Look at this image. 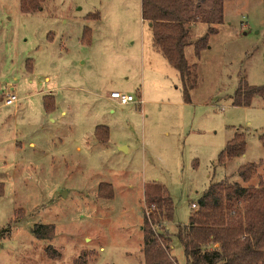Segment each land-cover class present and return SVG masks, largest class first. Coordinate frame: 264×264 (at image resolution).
Segmentation results:
<instances>
[{
  "label": "rangeland",
  "instance_id": "rangeland-1",
  "mask_svg": "<svg viewBox=\"0 0 264 264\" xmlns=\"http://www.w3.org/2000/svg\"><path fill=\"white\" fill-rule=\"evenodd\" d=\"M39 4L23 12L19 0H0V264H73L82 253L86 264H144L145 190L155 183L174 218L151 226L171 234L170 254L185 264L176 224L208 185L264 178V100L232 104L241 81L264 85V0H223L222 23L191 25L192 41L206 45L185 49L196 64L185 82L152 49L141 0ZM11 87L18 101L7 106ZM112 91L139 103L121 105ZM97 125L108 127L106 142ZM235 132L244 153L219 164ZM260 160L243 182L237 167ZM106 183L111 199L98 194ZM40 224L54 226L52 239L34 237Z\"/></svg>",
  "mask_w": 264,
  "mask_h": 264
},
{
  "label": "trees",
  "instance_id": "trees-1",
  "mask_svg": "<svg viewBox=\"0 0 264 264\" xmlns=\"http://www.w3.org/2000/svg\"><path fill=\"white\" fill-rule=\"evenodd\" d=\"M42 1L19 0V7L23 12L35 11ZM141 18L149 23L152 48L177 70L185 82L196 67L195 63H188L185 49L192 45L198 55L206 45L203 37L192 41L191 23L201 22L212 29L213 24L222 23L223 0H141ZM85 30L90 31L88 27ZM255 96L264 100V85H249L241 81L232 96V104L248 106ZM43 97L44 108L51 111L54 108L53 97ZM94 136L106 142L108 127L96 126ZM245 142L244 133L235 132L219 152L217 162L224 163L242 155ZM261 162H246L237 167L236 173L243 182H248ZM148 189L145 190V203L150 210L141 226L143 262L177 264L170 254L171 234L152 228L154 225L158 226L157 229L163 228V223L173 220V201L160 184L155 183ZM98 194L111 199L113 189L107 183L101 184ZM195 206L197 209L190 212L186 224H176L174 234L183 249L185 264H264L263 177H259L255 185H242L229 181L227 177L211 182ZM33 234L38 240H50L54 236V226L35 225ZM45 253L51 259L61 256L51 245L45 248ZM73 264H86V254L76 257Z\"/></svg>",
  "mask_w": 264,
  "mask_h": 264
},
{
  "label": "built area",
  "instance_id": "built-area-1",
  "mask_svg": "<svg viewBox=\"0 0 264 264\" xmlns=\"http://www.w3.org/2000/svg\"><path fill=\"white\" fill-rule=\"evenodd\" d=\"M109 96L112 99L116 100L119 104H122V105H126L129 103H139V101H135L134 96L127 94V93H124V92L112 91V92H110ZM16 101H18V97L11 90L9 93H7L5 95V98L3 100V104L9 106V105L14 104ZM191 206L194 207L195 204L193 203V204H191Z\"/></svg>",
  "mask_w": 264,
  "mask_h": 264
},
{
  "label": "crops",
  "instance_id": "crops-1",
  "mask_svg": "<svg viewBox=\"0 0 264 264\" xmlns=\"http://www.w3.org/2000/svg\"><path fill=\"white\" fill-rule=\"evenodd\" d=\"M198 23L201 25L202 23L201 22H194V23H191V25H198ZM214 25V24H213ZM192 27V26H191ZM150 30V29H149ZM151 42V41H150ZM152 47V46H151ZM153 49V48H152ZM154 50V49H153ZM155 51V50H154ZM157 52V51H156ZM158 53V52H157ZM156 53V54H157ZM160 53H158V55H159ZM161 55V54H160ZM159 55V56H160ZM155 56H157V55H155ZM161 57H162V55H161ZM153 58H156V57H153ZM163 58V57H162ZM164 59V58H163ZM165 60V59H164ZM47 79V78H46ZM11 90H13V88L11 87ZM43 96H52L53 97V99H54V101H55V105H56V100H55V97L53 96V95H48L47 93L46 94H42ZM109 98H111L110 96H109ZM112 99V98H111ZM122 105V104H121ZM127 105V104H126ZM98 126V125H97ZM105 126V125H104ZM122 149V148H121Z\"/></svg>",
  "mask_w": 264,
  "mask_h": 264
}]
</instances>
